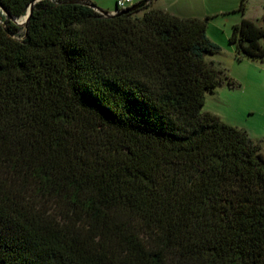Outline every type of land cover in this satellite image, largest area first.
Here are the masks:
<instances>
[{"label":"trees","instance_id":"obj_1","mask_svg":"<svg viewBox=\"0 0 264 264\" xmlns=\"http://www.w3.org/2000/svg\"><path fill=\"white\" fill-rule=\"evenodd\" d=\"M31 1L0 0V264H264L260 145L202 112L234 85L208 18L1 9Z\"/></svg>","mask_w":264,"mask_h":264},{"label":"rangeland","instance_id":"obj_2","mask_svg":"<svg viewBox=\"0 0 264 264\" xmlns=\"http://www.w3.org/2000/svg\"><path fill=\"white\" fill-rule=\"evenodd\" d=\"M103 1L110 8L114 7L115 0ZM139 1L133 0L132 4ZM240 2L154 0L150 7L187 17L208 18L206 36L219 47L218 53L208 59L223 69L234 85L230 87L224 83L213 93H207L202 112L244 130L253 142L260 145L264 157V0H244L243 12L237 10ZM92 4L107 11L96 3ZM234 26L242 32L236 39L232 38Z\"/></svg>","mask_w":264,"mask_h":264},{"label":"water","instance_id":"obj_3","mask_svg":"<svg viewBox=\"0 0 264 264\" xmlns=\"http://www.w3.org/2000/svg\"><path fill=\"white\" fill-rule=\"evenodd\" d=\"M39 0H33L30 2V4L28 5L27 7V10H26V14L24 17L20 18V19H14L12 17H10L8 15V13L3 9L2 11L5 13V15L10 19V20H13L16 24L18 25H24V27L27 26V23H28V19L30 17V14L32 12V9H33V5L38 2ZM152 0H141L137 3H134L132 4L131 6L123 9V10H118V9H115L114 11L112 12H109V11H103L99 8H97L94 4H90V8H92L94 11H96L98 14L104 16V17H112L114 15H117V14H122V13H127V12H132V11H135L137 9H140L141 7H144L146 5H148L149 3H151Z\"/></svg>","mask_w":264,"mask_h":264},{"label":"crops","instance_id":"obj_4","mask_svg":"<svg viewBox=\"0 0 264 264\" xmlns=\"http://www.w3.org/2000/svg\"><path fill=\"white\" fill-rule=\"evenodd\" d=\"M87 1H89L90 3H92V2L93 3H96V4L100 5L101 7L107 9V11H109V12H112V11H114L116 9V2H117V0L114 1V7L113 8H110V6L106 3V1H103V0H87ZM131 1L133 2V0H131ZM153 1L154 0H152V2ZM103 2H105V3L103 4ZM176 14H178V13H176ZM178 15L179 16H183V17H187V16H185L182 13H179Z\"/></svg>","mask_w":264,"mask_h":264},{"label":"built area","instance_id":"obj_5","mask_svg":"<svg viewBox=\"0 0 264 264\" xmlns=\"http://www.w3.org/2000/svg\"><path fill=\"white\" fill-rule=\"evenodd\" d=\"M132 5V1L131 0H118L116 2V9L118 10H123L129 6Z\"/></svg>","mask_w":264,"mask_h":264}]
</instances>
